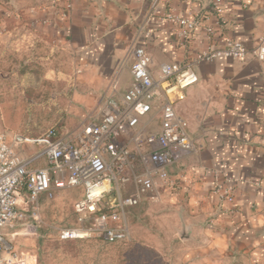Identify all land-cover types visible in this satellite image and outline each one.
Listing matches in <instances>:
<instances>
[{"label":"crops","instance_id":"obj_1","mask_svg":"<svg viewBox=\"0 0 264 264\" xmlns=\"http://www.w3.org/2000/svg\"><path fill=\"white\" fill-rule=\"evenodd\" d=\"M208 5L203 0H62L58 33L76 69L70 109L85 112L74 127L98 111L108 95L120 99L131 85L134 41L148 52L154 78L160 65L188 64L206 50L200 30L176 43L165 18L172 12L197 15ZM223 8L220 37L242 43L248 55L243 61L219 58L192 66L197 82L181 90L174 108L194 152L170 171L176 175L183 169L185 179L159 194L177 204L180 228L188 230L191 239L208 232L211 239H224L226 249L242 252L251 264H264V59L254 55L264 37V0H223ZM140 125L158 132V107L140 117ZM211 169L233 180L232 215L218 211L208 197Z\"/></svg>","mask_w":264,"mask_h":264},{"label":"built area","instance_id":"obj_2","mask_svg":"<svg viewBox=\"0 0 264 264\" xmlns=\"http://www.w3.org/2000/svg\"><path fill=\"white\" fill-rule=\"evenodd\" d=\"M223 12V0H212L208 10L197 15H166L176 43L200 30L206 50L188 64L160 65L154 78L148 52L139 40L134 41L130 49L131 85L120 99L108 95L101 108L82 124L72 129L58 125L36 138L0 132V264H25L7 242L5 229L26 213L34 217L40 197L51 189L82 192L73 206L74 227L59 230L58 240L93 238L119 243L131 237L127 210L157 202L163 194L159 190H172L185 179L183 169L176 175L170 173L194 152L174 100L181 96V90L197 82L194 64L219 58L243 61L248 55L242 43L220 37ZM254 55L264 59V37ZM115 86L116 82L112 90ZM154 107L159 111L158 132L140 125V117ZM209 173L213 184L208 197L218 211L234 214L232 178L218 169Z\"/></svg>","mask_w":264,"mask_h":264},{"label":"rangeland","instance_id":"obj_3","mask_svg":"<svg viewBox=\"0 0 264 264\" xmlns=\"http://www.w3.org/2000/svg\"><path fill=\"white\" fill-rule=\"evenodd\" d=\"M61 1L0 0V132L32 138L58 125L72 129L85 114L70 109L76 69L58 33ZM164 194L128 211L129 242L58 240L59 230L74 227L78 189L43 194L39 212L26 213L5 237L25 264H251L208 232L182 237L181 210Z\"/></svg>","mask_w":264,"mask_h":264},{"label":"water","instance_id":"obj_4","mask_svg":"<svg viewBox=\"0 0 264 264\" xmlns=\"http://www.w3.org/2000/svg\"><path fill=\"white\" fill-rule=\"evenodd\" d=\"M203 1H205V2L207 1V5L209 4V5H208V8H209V6H210V3H209L210 0H203ZM180 233H181V236H182V237H184V236H185V237H186V236L189 237V234H190L189 231H188V230H185L184 228L181 229Z\"/></svg>","mask_w":264,"mask_h":264},{"label":"trees","instance_id":"obj_5","mask_svg":"<svg viewBox=\"0 0 264 264\" xmlns=\"http://www.w3.org/2000/svg\"><path fill=\"white\" fill-rule=\"evenodd\" d=\"M53 128V127H52ZM42 134H40V135H37V136H35V137H32V138H36V137H38V136H41ZM140 206V205H139ZM138 207V206H137ZM136 208V207H135ZM133 209V208H132ZM130 210V209H129ZM129 210H127V213H126V219H127V214H128V211ZM71 228V227H70ZM97 240H99V239H97ZM60 241V240H59ZM71 241H75V240H71ZM101 241V240H100ZM61 242H68V241H61ZM129 242V241H128ZM120 243H125V242H119V243H109V244H120Z\"/></svg>","mask_w":264,"mask_h":264}]
</instances>
